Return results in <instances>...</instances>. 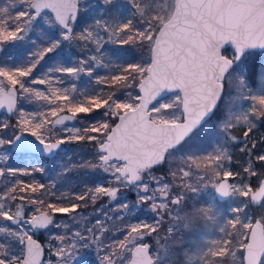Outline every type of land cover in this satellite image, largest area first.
Returning <instances> with one entry per match:
<instances>
[{"label":"snow or ice","instance_id":"6c2138e0","mask_svg":"<svg viewBox=\"0 0 264 264\" xmlns=\"http://www.w3.org/2000/svg\"><path fill=\"white\" fill-rule=\"evenodd\" d=\"M125 2L127 20L118 0H99L91 19L90 0H0V264H88L90 252L93 264H156L166 217L187 219L188 197L173 188L198 195L190 181L205 179L193 166L215 171L221 197L239 181L264 207V0H174L151 19L152 0ZM66 48L80 56L69 60ZM21 153L39 156L20 166ZM47 164L62 182L103 174L105 183L61 193L42 179ZM126 191L135 203L118 202ZM100 199L118 202L119 215L82 211ZM143 207L154 222L126 219ZM174 232L168 224L163 238ZM250 250L242 264H264V251Z\"/></svg>","mask_w":264,"mask_h":264},{"label":"trees","instance_id":"16d2710c","mask_svg":"<svg viewBox=\"0 0 264 264\" xmlns=\"http://www.w3.org/2000/svg\"><path fill=\"white\" fill-rule=\"evenodd\" d=\"M161 17V14L159 15ZM88 19H91L90 15L88 14ZM137 21L139 19L137 18ZM142 24V23H141ZM143 25V24H142ZM110 48H116L121 47L120 45H109ZM127 47V46H124ZM24 51V49H23ZM22 51V52H23ZM22 52L14 53L15 58ZM146 54V50L141 47L139 51L136 52L137 56H143ZM65 56L69 60H75L80 56V53L75 49H65ZM84 81L77 82L78 88L80 90H86L88 87V83L85 84L86 77H84ZM85 84L84 86H82ZM3 115H0V118H2ZM260 131H264V128L260 129ZM259 135V133H257ZM69 154L73 152V150L70 148L68 149ZM19 155V156H18ZM15 160V163L20 166H26L28 163L26 162V156L25 154H18ZM234 157H240V155L233 153ZM36 157H38L36 155ZM90 158V157H89ZM35 160V159H34ZM48 172L46 175L42 177L43 181L45 183H52L54 180L58 183V190L61 193H71L75 185L81 184L83 180H88V186H97V183L99 181H102L103 174H100L99 176H93V177H77L74 176L71 182H62L58 179V172L57 167L51 164H47ZM234 170H240V165L233 164ZM200 171H202L203 174L206 175L204 180H207V175L209 176V173L211 171L208 170V168L201 167ZM39 177L40 174H37ZM213 177L214 180H216V174L210 175ZM255 179H259V177H254ZM94 181V184H93ZM78 191L79 189H75ZM184 191V194L188 197V200L184 203L182 211L179 213L180 216H184L185 213L187 215H190L193 218L194 227H199L202 225V222L204 223V228L199 229H205V227H209L212 230V237H217V234H219V238H223L228 243H226V251L222 255H208L207 260L204 261V264H242L241 261V252L244 248V246L247 243V239L251 225H247V220L249 218L256 220L257 217H259L262 222L264 223V207H255L253 204H251V200L249 195L247 197L241 195L239 196V203L237 204V209L239 211H234L235 207L232 205L233 203L229 200L226 201H219L216 200L217 204L214 207H209L206 198L200 197L196 198L195 194L187 189V188H173V191ZM126 194L129 197H133V192H127ZM134 201V199H132ZM113 204H108L105 199H100L98 203L94 207H90L87 209H83L82 211H85L88 213L93 220L97 218L96 213L102 214L104 211L108 210L109 206H112ZM250 205V206H247ZM209 208V211L207 213L200 211V212H194L192 211L193 208ZM100 210L101 212H97ZM151 214V213H150ZM152 217V215L148 216ZM139 218V215L136 216V219ZM234 219V223L231 222V220ZM166 224L163 229H161V241L165 243L164 251L165 256L162 257V259L157 260V264H197L196 262H189L191 253L196 249L194 243H191V237L193 235V231L196 230V228L191 227H185V224L182 222V219L175 220L176 224H180L182 226V229L175 228L174 234L170 235V238H163L166 233L165 229L168 227V224H171L173 220H171L170 217H166ZM227 221L228 225H224L223 222ZM206 225V226H205ZM222 227V228H221ZM57 230V229H54ZM219 232V233H218ZM39 239L44 241V235L40 236Z\"/></svg>","mask_w":264,"mask_h":264},{"label":"rangeland","instance_id":"374dc122","mask_svg":"<svg viewBox=\"0 0 264 264\" xmlns=\"http://www.w3.org/2000/svg\"><path fill=\"white\" fill-rule=\"evenodd\" d=\"M5 2H6V0H5ZM90 3H93L96 5V8L89 10L88 14L90 15V17L92 18L93 16H99L100 8H101V6L99 4V0H90ZM118 3L121 5V7L118 9L119 19L120 20H127V19L131 18L133 15L134 9H130L127 6L125 0H118ZM173 4H174V0H152V2L148 5V8L145 9V18L151 19V13H152L153 9L156 12H158L159 15L161 14V18L166 17L172 11ZM152 23L153 24L157 23V20L152 19ZM137 24L139 27H143V25L139 21H137ZM34 38H36V37H34ZM22 51H23V48L10 49L9 54L5 55L3 58L4 59L15 58L14 53H17V52L19 53ZM16 58H19V55ZM84 79L85 78H82L80 81H84ZM86 82L88 83L87 77H86L85 84H87ZM85 84H83L82 86H84ZM165 99H167V97ZM37 103H43V102H37ZM25 107L27 109H31L33 106L32 105H25ZM50 119H52V118L50 117ZM237 135H239V132H237ZM217 139L219 140V138H217ZM233 153H235L237 155L238 154L241 155L238 150L234 151ZM26 162L28 164H30L33 162V160L31 158H27ZM46 167H47V165H46ZM208 170L211 172L209 173V176L207 175V178H206L207 180H201V181L197 182L195 179V175H194L190 182L192 184H194L195 186L200 188L199 194L198 195L195 194V197L196 198H200V197L206 198V201H207L209 207H214L217 204V202H216L217 198L215 195V188L213 187V184L217 183V180H214L213 177L210 175H213L216 173L212 168H208ZM193 171L195 173L202 174L204 177H206V175L203 174L202 171H200V168L196 169L195 166H193ZM241 175H244V173L242 171H241ZM103 183H105L104 180L99 181L97 183V186H99ZM204 185H206V186H204ZM231 188H232L231 189V197H230L229 201L232 202L233 203L232 205H234L235 209H237V204L239 203V200H240L239 196L241 197V195H240L241 192L245 191L246 189H243L240 187L239 181H237V184L235 187H231ZM248 195H249L250 200H251V197L253 194L251 192H249ZM121 198H124V199L121 200ZM132 199H134V201ZM135 201H136L135 193H134L133 197L128 198L126 192H122L118 197L119 203L128 202L131 204V203H135ZM118 202H113L112 203L113 205L109 206L107 211H104L102 214H100L99 218L103 219L105 214H107L109 216L119 215V212L113 211V209L115 207H117ZM97 212H101V211L98 210ZM137 215H139V219L147 220L149 222H154L152 217H149V219H148V216H150L152 214H150V212H148L146 207L136 209L135 215H132L131 217H126V219L130 220L131 222H135ZM182 220H183L182 222L185 224V227L196 228V230L193 231V235L190 239L191 243H194L196 249L191 253V257H190L189 262H194V263L196 262L197 264H204V261L207 260L208 255H210V254L211 255H222L226 251V249H227L226 243H228L229 241L227 240V242H226L225 240H223V238H219L218 237L219 234H217V237H215V238L212 237V230L209 227H205V229H199L200 227L204 228L203 222H202V225H200L199 227H197V226L194 227L193 218L190 215H187L186 220H184V219H182ZM107 222L112 226H116V225L122 223L123 221L116 220L113 222V221L109 220ZM231 222L234 223L235 222L234 219H232ZM254 222H255V220L249 218L247 220V225H252ZM227 223H228L227 221L223 222L224 225H226ZM171 224H173L175 228L177 227L178 229H182V226L179 223L176 224L175 221H172ZM52 231L55 233L57 230L53 229ZM44 238H45V240L47 239V233L44 234ZM153 247L158 249V251H157L158 259H162V257H164L166 255L165 251H164V247H165L164 242H160L159 245L154 244ZM85 260L88 262V264H93V262L96 260L95 253L90 252L89 254H87L85 256ZM156 264H157V261H156ZM233 264H236V263H233Z\"/></svg>","mask_w":264,"mask_h":264},{"label":"water","instance_id":"95a60500","mask_svg":"<svg viewBox=\"0 0 264 264\" xmlns=\"http://www.w3.org/2000/svg\"><path fill=\"white\" fill-rule=\"evenodd\" d=\"M1 113H5V111L0 110V114ZM34 154L39 155L38 153H34ZM231 189L232 188L230 187L229 188L230 195L228 197H221L215 189V195H216L217 200L219 201L229 200L231 197ZM252 197H251V200H252ZM253 205L258 206L256 204H253ZM249 242L251 243L250 254L255 251H264V223L259 217H257L255 222L251 225V229H250L246 244H248Z\"/></svg>","mask_w":264,"mask_h":264},{"label":"flooded vegetation","instance_id":"af4514ba","mask_svg":"<svg viewBox=\"0 0 264 264\" xmlns=\"http://www.w3.org/2000/svg\"><path fill=\"white\" fill-rule=\"evenodd\" d=\"M5 113H1L0 115H4ZM21 154H25L26 158H31L33 161H35L37 159L36 155L34 153H21ZM19 156V155H18ZM39 156V155H37ZM35 159V160H34ZM124 198H121V200ZM254 206V205H253ZM255 207H259V206H255ZM41 240V239H40ZM45 240V239H44ZM42 241V240H41Z\"/></svg>","mask_w":264,"mask_h":264}]
</instances>
